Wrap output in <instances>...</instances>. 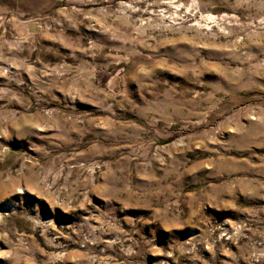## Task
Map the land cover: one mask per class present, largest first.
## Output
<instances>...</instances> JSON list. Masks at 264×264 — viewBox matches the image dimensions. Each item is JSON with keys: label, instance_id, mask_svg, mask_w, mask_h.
I'll return each mask as SVG.
<instances>
[{"label": "rangeland", "instance_id": "obj_1", "mask_svg": "<svg viewBox=\"0 0 264 264\" xmlns=\"http://www.w3.org/2000/svg\"><path fill=\"white\" fill-rule=\"evenodd\" d=\"M0 264H264V0H0Z\"/></svg>", "mask_w": 264, "mask_h": 264}]
</instances>
